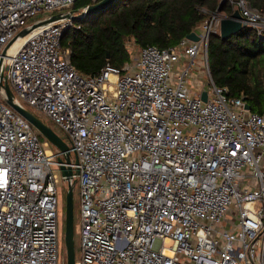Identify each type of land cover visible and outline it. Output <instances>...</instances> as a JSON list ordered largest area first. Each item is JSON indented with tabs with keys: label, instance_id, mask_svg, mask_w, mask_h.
<instances>
[{
	"label": "built area",
	"instance_id": "built-area-1",
	"mask_svg": "<svg viewBox=\"0 0 264 264\" xmlns=\"http://www.w3.org/2000/svg\"><path fill=\"white\" fill-rule=\"evenodd\" d=\"M76 1L0 0V60L26 38L1 67L14 102L61 127L79 160L64 163L78 174L63 177L78 184L76 264H264V113L230 97L209 68V39L226 15L202 8L197 40L147 45L122 67L86 75L61 44L72 19L18 36L45 13L77 14ZM228 1L264 34V12ZM198 58L208 89L194 95ZM0 90V264H60L52 167L61 171L63 153L44 149Z\"/></svg>",
	"mask_w": 264,
	"mask_h": 264
},
{
	"label": "trees",
	"instance_id": "trees-1",
	"mask_svg": "<svg viewBox=\"0 0 264 264\" xmlns=\"http://www.w3.org/2000/svg\"><path fill=\"white\" fill-rule=\"evenodd\" d=\"M246 1L264 12V0ZM221 2L116 0L95 16L74 19L64 32L61 44L63 48H70L72 63L81 74L95 75L108 62L122 67L130 61L129 44L140 48L177 46L207 17L202 8L215 12ZM93 3L77 0L73 10L78 13L80 8ZM221 12L226 16L232 13L228 0L221 5ZM219 34L210 36L208 48L209 68L215 84L226 88L230 97L244 96L252 111L263 114L264 86L258 69H264V34L259 35L252 26L225 40ZM62 250L66 253L65 246Z\"/></svg>",
	"mask_w": 264,
	"mask_h": 264
},
{
	"label": "water",
	"instance_id": "water-1",
	"mask_svg": "<svg viewBox=\"0 0 264 264\" xmlns=\"http://www.w3.org/2000/svg\"><path fill=\"white\" fill-rule=\"evenodd\" d=\"M116 0H100L93 4L86 6L79 14L67 13V14H53L49 18L35 23L30 27L24 29L19 33L18 36L24 37L27 33L41 27L47 25L49 23L55 22L61 18H87L92 17L99 14L101 11L105 10ZM227 0H222L218 11L221 12V5H223ZM249 26L244 17L242 16L240 10L235 8V10L228 16H225L221 21L220 26V36L223 40L232 37L237 34L243 28ZM192 40H197L198 37L192 33L189 36ZM11 42L3 51L2 58L0 60V89H4L6 93V103L15 109L19 114H21L24 118H26L37 130H39L50 142L53 146H55L59 152L63 153V156L58 158V162L61 163L60 169L62 172V176L69 180L74 174H78V170L75 171L71 167H67L64 163H72L74 160L76 164H78L79 160L77 156H72L70 152V145L48 124H46L43 120L37 117L32 111L28 110L25 107H22L14 102L13 92L10 88V85L5 79V74L1 69L3 64V57L6 55L7 49L12 45ZM207 91H203L201 94V98L203 101H207ZM247 109H251V106L247 103ZM74 186L69 185V190L67 193V203H66V232L64 245L66 250V260L67 264H76V249H75V241H74Z\"/></svg>",
	"mask_w": 264,
	"mask_h": 264
},
{
	"label": "rangeland",
	"instance_id": "rangeland-1",
	"mask_svg": "<svg viewBox=\"0 0 264 264\" xmlns=\"http://www.w3.org/2000/svg\"><path fill=\"white\" fill-rule=\"evenodd\" d=\"M55 13L56 11H51L49 13H45L44 16L48 17ZM139 50H140V47L136 46L135 44H129V51L131 53L132 59L137 56ZM258 72H259L260 82L264 86V69L259 68ZM187 83L191 89L192 94L194 95H196L202 90L208 89L207 69L200 58L197 59L196 64L192 67ZM2 97H4V93L3 91L0 90V99ZM31 111L33 112V110ZM34 114L37 117H39L41 120H43L46 124H48L50 127H52L68 144L70 143V140L68 139L66 132L61 127L53 123L47 116H45L40 111H34ZM35 131L37 135L39 136L41 145L43 146L44 149L48 148V149H51L53 153H58L59 150L55 146H53L51 142L39 130L35 128ZM45 142H47L48 144L45 145L44 144ZM56 159H58V157H56ZM52 169H55V172L57 174V189H58V196L60 200V205L58 209V228H59V237H60V247L62 250L63 246H65L64 239H65V232H66V203H67V193L69 190V184L67 180L63 178L62 172L60 170H57L56 167H52ZM74 230H75L74 241H75V249H76V259L79 260L80 258V218H79L78 184H76L75 189H74ZM62 253H63V250H62ZM60 264H67L66 253L61 254Z\"/></svg>",
	"mask_w": 264,
	"mask_h": 264
},
{
	"label": "bare ground",
	"instance_id": "bare-ground-1",
	"mask_svg": "<svg viewBox=\"0 0 264 264\" xmlns=\"http://www.w3.org/2000/svg\"><path fill=\"white\" fill-rule=\"evenodd\" d=\"M26 38H21L19 39L17 42H15V44H13V46L8 50V55H12L16 52V50L19 48V46L21 45L22 42H24Z\"/></svg>",
	"mask_w": 264,
	"mask_h": 264
}]
</instances>
